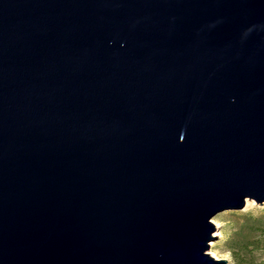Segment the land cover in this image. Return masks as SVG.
<instances>
[{
  "label": "water",
  "instance_id": "obj_1",
  "mask_svg": "<svg viewBox=\"0 0 264 264\" xmlns=\"http://www.w3.org/2000/svg\"><path fill=\"white\" fill-rule=\"evenodd\" d=\"M264 207V0H0V264H226Z\"/></svg>",
  "mask_w": 264,
  "mask_h": 264
},
{
  "label": "trees",
  "instance_id": "obj_2",
  "mask_svg": "<svg viewBox=\"0 0 264 264\" xmlns=\"http://www.w3.org/2000/svg\"><path fill=\"white\" fill-rule=\"evenodd\" d=\"M224 249L232 264H264V212L242 216Z\"/></svg>",
  "mask_w": 264,
  "mask_h": 264
},
{
  "label": "rangeland",
  "instance_id": "obj_3",
  "mask_svg": "<svg viewBox=\"0 0 264 264\" xmlns=\"http://www.w3.org/2000/svg\"><path fill=\"white\" fill-rule=\"evenodd\" d=\"M260 212H264L263 206H257L254 202L247 200L245 207L241 211H228L216 215L211 221L214 227V232L211 234V236L215 239L209 243V250L207 253L210 256V253H212V255L217 260H225L226 264H232L229 255L224 249V243L227 237L236 228L237 224H239L242 216L250 213L257 215ZM211 244L213 245L212 248L210 247Z\"/></svg>",
  "mask_w": 264,
  "mask_h": 264
},
{
  "label": "bare ground",
  "instance_id": "obj_4",
  "mask_svg": "<svg viewBox=\"0 0 264 264\" xmlns=\"http://www.w3.org/2000/svg\"><path fill=\"white\" fill-rule=\"evenodd\" d=\"M248 203V202H247ZM210 247L212 248L213 247V245L211 244L210 245ZM211 254V257H213V258H215L213 255H212V253H210Z\"/></svg>",
  "mask_w": 264,
  "mask_h": 264
}]
</instances>
